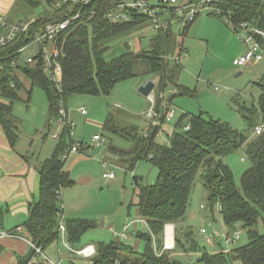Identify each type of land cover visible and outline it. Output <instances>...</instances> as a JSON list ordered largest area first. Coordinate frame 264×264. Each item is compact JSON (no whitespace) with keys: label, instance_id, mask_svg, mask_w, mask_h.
<instances>
[{"label":"trees","instance_id":"16d2710c","mask_svg":"<svg viewBox=\"0 0 264 264\" xmlns=\"http://www.w3.org/2000/svg\"><path fill=\"white\" fill-rule=\"evenodd\" d=\"M19 1L30 10H42L34 19L17 22L26 24L33 21L27 34L19 33L9 45L0 47V130L10 148L14 149L18 142V123L12 107L19 101V93L24 90L18 74L38 85L44 92L49 117L55 123L61 107L67 111L65 104L71 96H109L118 83L140 74L151 76V79L157 78V93L153 102L157 117L152 118L155 123L140 132L136 126L120 127L108 115L102 126L104 134L130 141L129 150L109 148V152L119 157V161L125 165L126 172L132 173L141 161H147L157 169V179L153 185H142L139 177H132L136 198L133 206L138 211L136 222L141 226L136 237L145 241L144 249L139 252L113 236V241L97 242L94 246L95 254L90 258L67 251L70 256L66 258L65 264H79L78 260H82L83 264H182L172 257L171 252L177 249H182L184 253L202 250L198 261L203 264H232L236 261L240 264H264V231L263 234L257 231L258 224L264 230V133L249 141L248 136L234 130L228 123L202 113L196 116L183 114L166 141H157L161 125L165 121V116L160 118V115L162 101L166 102L163 94L167 88L174 87L176 94L167 98L165 110L172 103V98L193 96L192 90L176 83V73L180 70L178 60L174 64L165 58L173 24L169 21L165 30L155 31L147 50H126L120 56L106 61L104 55L109 49V43L129 35L139 24L149 21L143 15L131 14L129 21L112 23L107 16L109 9L118 0H92L83 10L87 17L76 22L53 45L60 53L57 59L61 68L58 90L44 71L41 48L48 47V43H42L40 50L29 55L33 56L31 64L26 63L28 56L23 57L24 52L19 51L32 41L33 33L41 32L49 23L64 21L70 11L65 10V7L54 9L58 0ZM217 7L230 16L231 25L247 22L264 29V5L259 0H218ZM71 10L74 13L78 7H72ZM91 12L94 14L88 18ZM7 24L13 25L9 22ZM187 28L188 24L184 32ZM0 33L3 30L0 29ZM139 67L144 69L142 73L137 72ZM30 94L31 91H27V101ZM256 113L264 121V91L256 108L240 107L241 117L248 124H251ZM256 126L253 127V132ZM69 133L70 129L63 127L51 156L35 166L38 175L37 195L27 204V217L21 228L26 241L39 249L41 254H36L29 245L25 255H14L15 264L62 262L59 259L57 263H53L44 254L49 246L62 242L58 232L60 218L65 226L66 242L74 250H78L75 245L83 234L95 226L90 220H64L62 217V191L75 184L64 168L65 162L69 154L82 153L88 149L82 142L75 143ZM72 147L77 148L76 153H70ZM241 148L245 149L250 167L241 175L238 188L230 168L221 159ZM22 158L29 163L32 156L24 155ZM198 175L206 192V204L210 213H214V206H220L218 215L224 225L223 232L229 234L236 229L245 230L248 236L246 245L227 251L218 241L215 248L220 251L208 254L187 233L185 238L188 241L182 247L176 225L183 221L189 195ZM127 225L128 232L131 224ZM166 225L175 226L173 250H163ZM2 252L3 248L0 246V254Z\"/></svg>","mask_w":264,"mask_h":264},{"label":"rangeland","instance_id":"374dc122","mask_svg":"<svg viewBox=\"0 0 264 264\" xmlns=\"http://www.w3.org/2000/svg\"><path fill=\"white\" fill-rule=\"evenodd\" d=\"M184 1L178 0V3ZM259 1L264 5V0ZM2 4L4 7L0 5V8L6 12L4 20L12 24L25 19H34L42 10L41 8L30 10L19 0H4ZM185 27L184 22H174L165 58L169 63L174 64L176 59L178 60L180 70L176 73V83L192 90L193 96L172 98V103L167 109L173 112V117L165 119L157 141L161 143L166 141L181 115L196 116L201 113L228 123L231 128L244 133L251 141L255 137L253 127L261 122V116L256 113L251 124H248L241 117L240 107L249 109L258 106L259 98L264 91V59L259 62L251 60L248 65L242 67L236 65V61L247 51L241 42L244 31L233 32L229 22L224 18L202 12L194 22L188 24L186 32H184ZM154 34L155 31L149 23L139 24L129 35L116 38L108 44L105 60L110 61L126 50H147ZM39 47L35 45L22 56L34 55ZM50 47L51 44H48V49ZM143 71L142 67L137 68L138 73ZM239 73L240 75L237 76ZM151 78L140 74L118 83L109 96L74 95L66 101L68 122L73 124L72 139L75 143L82 142L88 149L82 155L69 154L67 157L64 168L69 171L75 184L62 191L60 207L64 220L81 218L90 220L95 225L93 229L83 234L75 249L83 248L87 244H95L97 241L106 243L113 241V232H121L125 222H131L137 217V208L133 206L136 202L133 176L139 177L142 185H153L156 182L157 169L147 161L139 162L132 173L126 172L125 165L119 161V157L109 152V148L129 150L130 141L102 132V126L108 115H111L120 127L136 126L140 132L155 123V120L149 119L148 116L151 107L154 106L150 99L154 101L157 93V78ZM22 81L25 89L19 93L20 99L12 107V113L18 123V142L15 147L17 150H22L24 155L32 156L31 162L40 163L51 156L57 142L51 135L60 133V130L49 117L44 92L29 79L23 77ZM147 81L155 83L150 98H145L138 92L139 87L145 85ZM27 91H31L29 101H27ZM173 94H176V91L174 87L169 86L163 94L164 100L166 99L167 102V98L169 99ZM162 102L164 106L166 102ZM81 108L86 114L82 115L79 112ZM94 135H100L105 144L97 147L92 142ZM221 160L230 168L234 182L239 188L241 175L250 167L245 149L241 148ZM104 163L107 166L104 167L102 165ZM110 172L114 174L113 180L102 178L103 174ZM88 179H92L93 182H87ZM201 205L206 208L200 209ZM213 210L216 211V206ZM101 224L103 227H100ZM203 224L207 226L210 224L208 230L211 232L224 231L219 215L211 214L207 207L206 192L198 175L189 195L183 221L180 225H176L178 238L184 247L188 241L185 235L190 233L191 238L197 241L201 249H205L208 254L218 253L220 251L218 248L209 247L197 236ZM132 229L130 228L126 233L131 240L122 242L134 246L133 241L137 240V246L140 248L136 247L135 242L134 249L142 252L145 241L137 238L136 232ZM257 231L263 234L261 224H258ZM247 243V233L241 229L236 247ZM223 249L226 250L224 247ZM201 252L202 250L196 253H184L182 249H177L171 254L182 264H203L198 261ZM44 254L53 263L61 259L60 264H65L66 258L70 256L61 241L49 246ZM77 262L83 264L82 260Z\"/></svg>","mask_w":264,"mask_h":264},{"label":"built area","instance_id":"2783aa9c","mask_svg":"<svg viewBox=\"0 0 264 264\" xmlns=\"http://www.w3.org/2000/svg\"><path fill=\"white\" fill-rule=\"evenodd\" d=\"M92 0H58L57 3L53 6L54 9H59L65 7V10L70 11V14L67 15V18L62 22H52L47 24L41 32H35L32 35V41L24 48L19 51L23 53L27 50H32L35 45L41 46L42 43L47 42L51 44L52 48L43 46L41 51L43 53L44 59V71L47 73L49 79L56 85L59 90V82L61 81V68L57 62L59 58V51L57 48L53 47L57 39L60 38L65 32L69 31L76 22L84 20L85 16L83 10L87 8ZM218 0H189L181 4L178 3V0H118L112 8L109 9L108 19L112 23L126 22L131 18V14H139L145 16L149 24L154 31L165 30L168 26V23H174L176 21L184 22L185 24L192 23L202 12H208L211 16H216L218 18H224L226 22H229L230 29L233 32L244 31V35L241 38V42L247 48L246 53L241 56L237 61V66H246L250 63L251 60L255 62L262 61L264 59V29H261L252 23H241L240 25H231L230 16L225 14L220 8L217 7ZM72 7H78V10L74 13L72 12ZM94 12H91L88 15L90 18ZM33 21H30L26 24L17 23L13 25H8L4 16L0 13V29L3 30V33H0V47L9 45L19 33L27 34L28 27ZM40 50V47H39ZM33 62V56H28L26 63L31 64ZM150 98V97H148ZM153 105V100L150 99ZM62 105V103H61ZM79 112L84 115L86 114L84 109H80ZM149 119L157 117V113L154 112L153 106L151 107L148 113ZM165 119H171L173 117V112L166 110L164 114ZM56 125L61 131L63 127L70 129V137L73 136L72 129L73 124L68 122L67 114L64 109H60L59 117L56 120ZM186 130L188 127L185 128ZM264 133V121H261L254 129V136H260ZM51 137L55 140L59 139V133L52 134ZM92 142L97 146L101 147L105 144L104 139L100 135H94ZM77 148L72 147L70 153H76ZM107 166V164H103ZM103 179L113 180L114 174L112 172L105 173L102 175ZM200 209H204V206L201 205ZM220 206L216 205V211L214 213H219ZM59 219L58 222V232L61 236L62 244L66 251L74 253L83 258H90L95 254V248L92 245H86L83 248L78 250L72 249L66 242V231L63 221ZM141 223L144 224L142 221ZM208 226L203 224L199 229L197 235L203 239L209 247L215 248L216 242L220 241L224 248L227 251H230L232 248L236 247L237 242L240 238L241 229H236L231 233L226 232H211L208 230ZM171 229L172 244L167 245V232ZM127 229L128 225L123 227L121 232H113L114 237H118L121 241L127 240ZM21 227L15 228L14 231H3L0 232V239L10 238V239H19L18 233L22 232ZM28 244L34 248L35 253L40 255V250L33 247L29 242ZM174 249V229L171 225H166L164 228V241H163V250H173ZM232 264H240L239 262H233Z\"/></svg>","mask_w":264,"mask_h":264},{"label":"crops","instance_id":"0c3cea01","mask_svg":"<svg viewBox=\"0 0 264 264\" xmlns=\"http://www.w3.org/2000/svg\"><path fill=\"white\" fill-rule=\"evenodd\" d=\"M3 1L4 0H2V2ZM2 2H0V5L4 7ZM0 13L5 17L6 12L4 9L0 8ZM18 76L23 83V76L20 74H18ZM23 86L25 89L24 83ZM84 153L85 151L76 154L82 155ZM23 156L24 153L22 150H17L16 147L14 149L10 148L0 130V232H9L17 227H22L27 217V204L32 197L37 195L38 175L35 166L38 163H33L31 161L27 163L23 160ZM87 182H93V180L88 179ZM137 219L138 211L137 217L131 222H125L126 224L124 223L123 227L130 223L131 226L129 229L133 228L132 230L137 233L140 229V225L135 222ZM100 227H103V224H101ZM18 236L20 237L19 239H0V246L3 248V252L0 254V264H15V254L23 256L28 252L30 246L26 241L25 234L20 232ZM127 240H131L128 234ZM97 242H95V244ZM133 242L134 246L132 247H135L136 242V247L139 249L140 246H137V240ZM95 244L91 243L87 245L95 246Z\"/></svg>","mask_w":264,"mask_h":264},{"label":"water","instance_id":"95a60500","mask_svg":"<svg viewBox=\"0 0 264 264\" xmlns=\"http://www.w3.org/2000/svg\"><path fill=\"white\" fill-rule=\"evenodd\" d=\"M239 75H240V73L237 76H239ZM154 88H155V83L152 82V81H147L145 85L139 87L138 92L143 97L148 98L152 94ZM164 111H165V107L162 106L161 107V115H160V118H163L164 117Z\"/></svg>","mask_w":264,"mask_h":264},{"label":"bare ground","instance_id":"6f19581e","mask_svg":"<svg viewBox=\"0 0 264 264\" xmlns=\"http://www.w3.org/2000/svg\"><path fill=\"white\" fill-rule=\"evenodd\" d=\"M167 245H171L172 244V237H171V229L169 228L168 232H167Z\"/></svg>","mask_w":264,"mask_h":264}]
</instances>
